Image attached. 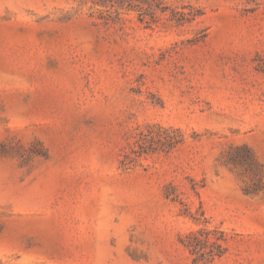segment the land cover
<instances>
[{"label":"rangeland","instance_id":"1","mask_svg":"<svg viewBox=\"0 0 264 264\" xmlns=\"http://www.w3.org/2000/svg\"><path fill=\"white\" fill-rule=\"evenodd\" d=\"M84 1L0 0V264H193L204 227L227 235L213 264H264V192L219 163L247 145L264 167V0H166L205 14L154 28ZM149 124L185 143L125 171Z\"/></svg>","mask_w":264,"mask_h":264},{"label":"trees","instance_id":"2","mask_svg":"<svg viewBox=\"0 0 264 264\" xmlns=\"http://www.w3.org/2000/svg\"><path fill=\"white\" fill-rule=\"evenodd\" d=\"M92 8L100 14L98 17L105 24L122 20L126 14L134 13L140 23L146 28L182 27L194 23L204 16L203 9L192 4L173 6L166 0H89ZM89 1H84L88 4ZM185 2V0H178ZM96 12H93L92 16ZM106 14V15H104ZM198 38L192 42H199ZM199 139L200 136H197ZM185 133L181 128L165 127L161 124H149L135 136V142L129 145L130 150L124 153L121 167L125 170L135 169L139 160L148 154L156 152L169 153L185 143ZM219 163L231 169H240L252 184L245 190L246 194L257 196L264 192V167L256 157L253 150L247 145H231L229 150L222 153ZM191 189L200 196L199 184L193 180ZM183 193L172 183L166 186L164 196L166 199L179 203L183 207V215L200 223L198 213L191 211L182 197ZM220 234L219 236H217ZM180 242L189 250L193 264H213L228 252L227 235L223 231L211 230L207 227L193 230L180 237Z\"/></svg>","mask_w":264,"mask_h":264}]
</instances>
